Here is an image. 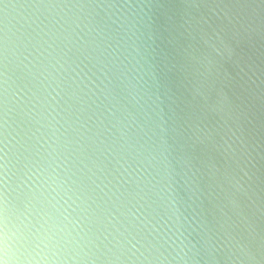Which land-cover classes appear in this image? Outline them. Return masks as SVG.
Listing matches in <instances>:
<instances>
[{
  "label": "clouds",
  "instance_id": "obj_1",
  "mask_svg": "<svg viewBox=\"0 0 264 264\" xmlns=\"http://www.w3.org/2000/svg\"><path fill=\"white\" fill-rule=\"evenodd\" d=\"M29 8L0 27V264H264V4Z\"/></svg>",
  "mask_w": 264,
  "mask_h": 264
},
{
  "label": "water",
  "instance_id": "obj_2",
  "mask_svg": "<svg viewBox=\"0 0 264 264\" xmlns=\"http://www.w3.org/2000/svg\"><path fill=\"white\" fill-rule=\"evenodd\" d=\"M38 0H0V27L5 23H16L18 20L26 16L30 11L29 5L37 3ZM169 3L179 4L180 0H168ZM251 2V0H250ZM254 3L264 4V0H254ZM147 10V4L145 5ZM155 10V9H154ZM159 14V13H158ZM260 36H255L249 45L248 55L251 57L249 63L255 68L261 64V58H264V47H262ZM255 61V63H253ZM247 70V69H246Z\"/></svg>",
  "mask_w": 264,
  "mask_h": 264
}]
</instances>
